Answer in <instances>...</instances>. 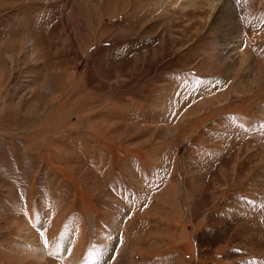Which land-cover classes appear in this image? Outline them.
<instances>
[{"label":"rangeland","instance_id":"obj_1","mask_svg":"<svg viewBox=\"0 0 264 264\" xmlns=\"http://www.w3.org/2000/svg\"><path fill=\"white\" fill-rule=\"evenodd\" d=\"M93 255L264 264V0H0V264Z\"/></svg>","mask_w":264,"mask_h":264},{"label":"bare ground","instance_id":"obj_2","mask_svg":"<svg viewBox=\"0 0 264 264\" xmlns=\"http://www.w3.org/2000/svg\"><path fill=\"white\" fill-rule=\"evenodd\" d=\"M230 10V9H229ZM230 13V12H229ZM233 15V14H232ZM87 16V15H86ZM234 33H236V35H237V30H236V32H234ZM30 253L31 254H34L35 256H37V257H41L43 254H41V252L40 251H37V250H35V248H31V250H30ZM61 253V252H60ZM96 253V252H95ZM97 255V254H96ZM93 258V259H92ZM90 259V261L89 262H87L86 261V263L85 264H87V263H89V264H96L97 263V261H98V259L97 258H95V255H93L92 257H90L89 258ZM89 259H87V260H89Z\"/></svg>","mask_w":264,"mask_h":264}]
</instances>
